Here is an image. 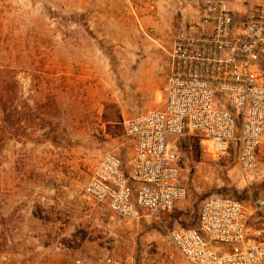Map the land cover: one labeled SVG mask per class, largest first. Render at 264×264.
I'll return each mask as SVG.
<instances>
[{
	"label": "rangeland",
	"instance_id": "374dc122",
	"mask_svg": "<svg viewBox=\"0 0 264 264\" xmlns=\"http://www.w3.org/2000/svg\"><path fill=\"white\" fill-rule=\"evenodd\" d=\"M233 0L240 10L247 3ZM200 0H0V264H186L162 226L87 201L103 156L127 167L123 120L161 106L178 28ZM186 198L170 223L196 227L210 195L264 190V146L244 174L198 136L179 140Z\"/></svg>",
	"mask_w": 264,
	"mask_h": 264
},
{
	"label": "built area",
	"instance_id": "2783aa9c",
	"mask_svg": "<svg viewBox=\"0 0 264 264\" xmlns=\"http://www.w3.org/2000/svg\"><path fill=\"white\" fill-rule=\"evenodd\" d=\"M197 7L167 53L161 106L123 120L133 143L128 166L106 153L83 195L125 222L162 226L186 264H264V190L247 200L210 195L196 227L170 223L187 196L180 139L200 137L217 158L233 151L245 175L256 170L264 143V1L240 10L233 0H200ZM95 264L127 263L106 256Z\"/></svg>",
	"mask_w": 264,
	"mask_h": 264
},
{
	"label": "crops",
	"instance_id": "0c3cea01",
	"mask_svg": "<svg viewBox=\"0 0 264 264\" xmlns=\"http://www.w3.org/2000/svg\"><path fill=\"white\" fill-rule=\"evenodd\" d=\"M263 146H264V143H263V144L261 145V147L259 148V151H260V149H261ZM259 151H258V152H259Z\"/></svg>",
	"mask_w": 264,
	"mask_h": 264
}]
</instances>
